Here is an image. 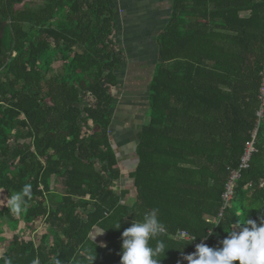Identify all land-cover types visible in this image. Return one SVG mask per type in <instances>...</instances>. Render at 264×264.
I'll return each instance as SVG.
<instances>
[{
  "label": "trees",
  "instance_id": "trees-1",
  "mask_svg": "<svg viewBox=\"0 0 264 264\" xmlns=\"http://www.w3.org/2000/svg\"><path fill=\"white\" fill-rule=\"evenodd\" d=\"M23 2L0 0V192L9 202L0 209V264H91L94 256L93 264H120L123 230L154 208L166 229L160 264H185L201 242L219 247L243 217L259 223L264 0H170L128 174L131 198L113 190L122 177L109 143L122 66L113 0ZM16 193L19 213L10 207ZM4 228L15 234L2 238ZM94 229L104 232L92 239ZM180 232L197 238L187 243Z\"/></svg>",
  "mask_w": 264,
  "mask_h": 264
},
{
  "label": "crops",
  "instance_id": "crops-1",
  "mask_svg": "<svg viewBox=\"0 0 264 264\" xmlns=\"http://www.w3.org/2000/svg\"><path fill=\"white\" fill-rule=\"evenodd\" d=\"M112 10V39L120 51L122 66L116 74L117 86L111 89L115 108L109 143L122 176L123 172H132L136 163L137 133L145 120L148 84L157 59L156 37L169 17L170 0H113ZM95 242L103 244L100 236Z\"/></svg>",
  "mask_w": 264,
  "mask_h": 264
},
{
  "label": "clouds",
  "instance_id": "clouds-1",
  "mask_svg": "<svg viewBox=\"0 0 264 264\" xmlns=\"http://www.w3.org/2000/svg\"><path fill=\"white\" fill-rule=\"evenodd\" d=\"M22 191L23 195H29L30 186L25 185ZM23 195L16 193L11 197L10 207L14 213L21 211ZM120 227L118 223L115 229ZM94 230L92 239L104 232L99 229ZM227 233V236L219 241V247L198 243L194 252L183 255V260L187 261V264H236L237 261L239 264H264V217L259 218V223L250 216L243 217L233 223ZM165 234V226L158 218V209L145 212L142 220H134L121 234L120 264H160L161 253L166 255L168 250L165 241L159 239ZM196 238L192 236L187 243ZM153 240H155L154 246L150 243ZM95 257L91 258V264ZM4 264H12V260L6 258ZM32 264H39L38 258L34 259ZM52 264H63V262L56 258Z\"/></svg>",
  "mask_w": 264,
  "mask_h": 264
},
{
  "label": "rangeland",
  "instance_id": "rangeland-1",
  "mask_svg": "<svg viewBox=\"0 0 264 264\" xmlns=\"http://www.w3.org/2000/svg\"><path fill=\"white\" fill-rule=\"evenodd\" d=\"M60 61H54L52 64V68L57 69V67L60 66ZM145 118H147V111L145 113ZM146 120H143V122H145ZM138 125V124H137ZM139 127V125H138ZM128 172H123V175L121 177L120 180L116 181L113 185V190L117 193L119 190H128V196L127 198H131L132 197V188H131V184L132 181L128 178ZM59 187V185H58ZM7 206L9 205V202L6 200V198L3 196V194L0 192V209L2 208V206ZM43 229V228H42ZM42 229L36 230V232L34 234H30V237L33 239V241L35 243H37V240L39 239L40 235L44 232ZM23 225L21 223H19L17 225V230L15 232H17V234H22L23 235ZM14 232V231H13ZM8 232L6 230V228H4V234H2V238L8 239L11 237L12 234H15V232ZM4 248V244L0 243V254L2 252V249Z\"/></svg>",
  "mask_w": 264,
  "mask_h": 264
},
{
  "label": "built area",
  "instance_id": "built-area-1",
  "mask_svg": "<svg viewBox=\"0 0 264 264\" xmlns=\"http://www.w3.org/2000/svg\"><path fill=\"white\" fill-rule=\"evenodd\" d=\"M253 151L252 146L248 145L247 149L245 151V154L240 162V168H246L247 167V161L249 159L250 153ZM239 177L238 172H233L230 176L229 179V183L226 186V192L225 194L222 196V199L225 202H228L230 200V198L232 197V188H233V180H236ZM177 237L181 238V239H185L188 240L189 236L185 233V232H180ZM185 264H187V261H185Z\"/></svg>",
  "mask_w": 264,
  "mask_h": 264
}]
</instances>
